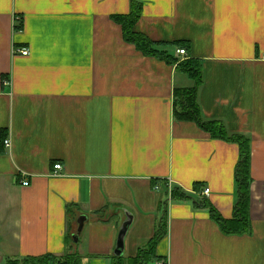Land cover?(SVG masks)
<instances>
[{
	"label": "crops",
	"instance_id": "1",
	"mask_svg": "<svg viewBox=\"0 0 264 264\" xmlns=\"http://www.w3.org/2000/svg\"><path fill=\"white\" fill-rule=\"evenodd\" d=\"M138 1L139 33L189 42L188 58L203 62V118L251 141L252 233L226 235L195 206L200 185L233 219L240 149L175 120L174 90L195 83L124 40L112 17L128 15L131 0H0V264L134 258L164 216L161 261L150 264H264V0ZM24 47L29 56L13 54ZM169 181L191 199L172 200Z\"/></svg>",
	"mask_w": 264,
	"mask_h": 264
},
{
	"label": "trees",
	"instance_id": "2",
	"mask_svg": "<svg viewBox=\"0 0 264 264\" xmlns=\"http://www.w3.org/2000/svg\"><path fill=\"white\" fill-rule=\"evenodd\" d=\"M143 14V4L138 0H131V11L128 15L113 16L112 20L121 26L124 40L135 46L144 56L156 58L169 66L176 67L177 72L186 75L195 85L192 88H178L174 90V118L179 122H192L205 131L211 139L222 140L228 143L237 144L240 149V158L236 168V182L238 188V201L234 208L232 220L224 219L221 214L212 206L207 198L194 200L195 206L199 209H207L211 218L218 224L221 231L226 235H246L252 233L250 220L251 206V141L240 134H229L221 121H207L203 118L201 107L198 103V91L203 85V62L196 58L181 60L170 53L171 49L182 48L190 51V43L178 41L171 44L154 43L147 36L136 30ZM23 29V22L15 27L16 31ZM6 135H2V146ZM4 148V146H3ZM195 191L200 194L201 186H195ZM169 195V194H168ZM172 200H189L191 195L183 193L178 188L172 190ZM166 204V203H165ZM167 234L166 216L159 222L157 232L146 246L141 248L136 257L125 259L114 257L112 264H150L161 261L157 255V247ZM85 258L77 252H67L62 257L54 255H43L39 257H7L3 264H83Z\"/></svg>",
	"mask_w": 264,
	"mask_h": 264
},
{
	"label": "built area",
	"instance_id": "3",
	"mask_svg": "<svg viewBox=\"0 0 264 264\" xmlns=\"http://www.w3.org/2000/svg\"><path fill=\"white\" fill-rule=\"evenodd\" d=\"M22 22V19L19 17V18H15V27L18 26L20 23ZM13 54L15 55H21V56H29L30 55V49L27 48V47H24V48H13ZM176 54L177 56L181 57L182 59H187L188 58V54H187V51L185 49H182V48H178L176 50ZM7 83V82H6ZM3 146L5 149H10L12 144H11V141L10 139H5L4 140V143H3ZM63 170V167L61 164H56L54 166V174L55 176H60L61 174V171ZM22 186L24 187H28L30 185V182L28 179H24L22 182H21ZM167 189H168V194H169V197L171 198L172 196V190H173V187H172V184L171 182H167ZM156 191H159L160 190V186H156L155 187ZM210 194V189L209 188H205L200 194V198H207Z\"/></svg>",
	"mask_w": 264,
	"mask_h": 264
},
{
	"label": "water",
	"instance_id": "4",
	"mask_svg": "<svg viewBox=\"0 0 264 264\" xmlns=\"http://www.w3.org/2000/svg\"><path fill=\"white\" fill-rule=\"evenodd\" d=\"M84 221L85 219L84 218H81L80 220H78V231H77V234L74 235V240L75 242H78L79 240V236L83 230V227H84ZM127 229H128V225H125L123 230L121 231L120 235H119V244H118V249L116 250V255L117 256H121L122 255V249H123V239H124V236L125 234L127 233Z\"/></svg>",
	"mask_w": 264,
	"mask_h": 264
}]
</instances>
